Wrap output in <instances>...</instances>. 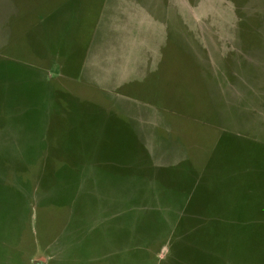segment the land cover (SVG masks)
<instances>
[{
  "label": "rangeland",
  "instance_id": "obj_1",
  "mask_svg": "<svg viewBox=\"0 0 264 264\" xmlns=\"http://www.w3.org/2000/svg\"><path fill=\"white\" fill-rule=\"evenodd\" d=\"M0 7V264H264V0Z\"/></svg>",
  "mask_w": 264,
  "mask_h": 264
},
{
  "label": "crops",
  "instance_id": "obj_2",
  "mask_svg": "<svg viewBox=\"0 0 264 264\" xmlns=\"http://www.w3.org/2000/svg\"><path fill=\"white\" fill-rule=\"evenodd\" d=\"M3 9H4L3 7H0V19L3 17V14L6 12ZM86 253L87 252H84V253H78V252L72 253V255H71L72 258H71L70 262L59 261V264H91V262L93 264V261H95L96 264H97L100 261V260L98 261V258H96V256H94V255H93V258H96V259H93V258L91 259V256H90V260L88 261L87 260L88 259V254H86ZM34 263H36V264H46L44 259H41V258H38Z\"/></svg>",
  "mask_w": 264,
  "mask_h": 264
}]
</instances>
